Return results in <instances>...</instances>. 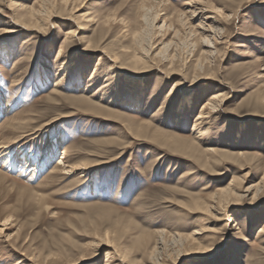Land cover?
<instances>
[{"label": "rangeland", "instance_id": "374dc122", "mask_svg": "<svg viewBox=\"0 0 264 264\" xmlns=\"http://www.w3.org/2000/svg\"><path fill=\"white\" fill-rule=\"evenodd\" d=\"M40 1L0 0V264H264V0Z\"/></svg>", "mask_w": 264, "mask_h": 264}, {"label": "bare ground", "instance_id": "6f19581e", "mask_svg": "<svg viewBox=\"0 0 264 264\" xmlns=\"http://www.w3.org/2000/svg\"><path fill=\"white\" fill-rule=\"evenodd\" d=\"M40 1V0H39ZM42 2H45V1H48V0H41ZM40 1V2H41ZM64 3V2H63ZM154 3V2H153ZM157 4H158V6H162V4H163V0H158L157 1ZM40 5H42L41 3H40ZM154 6V5H153ZM47 8V10L48 11H51L52 9L51 8H48V7H46ZM153 8V7H152ZM143 9L145 10V6L143 5ZM157 9V8H156ZM196 9V8H195ZM159 10V9H158ZM150 10H148V8L146 9V12H144L143 14H142V17H143V19L142 20H144L145 22H148V12H149ZM157 11V10H156ZM202 11V10H201ZM151 12V11H150ZM193 12H195V10L193 11ZM197 12H199V10L197 11L196 10V13ZM192 13V12H191ZM178 14V13H177ZM194 14V13H193ZM40 16V15H42V14H38V10H34L33 11V9L32 10H30L29 11V13H28V16H29V19H28V23L29 24H33V18H34V16L35 17H37V16ZM152 15V14H151ZM182 15V17H183V13L181 14ZM150 16V15H149ZM178 15H176V17H177ZM192 16V15H191ZM159 17V14H158V12L157 13H155V14H153V16H151V20H150V23L152 24V23H154L155 21H156V19ZM175 17V16H174ZM175 17V18H176ZM189 17V16H188ZM150 18V17H149ZM160 18V17H159ZM208 18H210V17H208ZM180 19H182V18H180ZM25 20H27L26 18H25ZM177 20H179L178 18H177ZM165 21V20H164ZM163 21V23H162V27H163V24L165 25L166 23ZM181 21V20H180ZM184 22V21H183ZM183 22H181V23H183ZM25 23H27V21H25ZM168 25V24H167ZM183 25V24H182ZM201 25H203V27H199L200 29H201V32L202 33H197V31L195 30V33H197V34H199L200 35V39H199V44H200V46L202 47L201 48V53H203L204 55L205 54H207V55H210L212 52H213V49H211V48H214L215 49V47L213 46V36L214 35H217V33L219 32L216 28H214V27H211V26H204V24H203V22H202V24ZM184 26V25H183ZM27 27V26H26ZM162 27H160V28H162ZM30 28V27H29ZM145 28H147V27H145ZM26 29V28H25ZM142 29V28H141ZM190 29V28H189ZM146 30V29H145ZM144 30V31H145ZM179 30V29H178ZM178 30H176V32L178 31ZM143 30H140V31H138L135 35H134V40L138 43V45L139 46H141L142 45V41H145V38H144V32ZM206 31V33L207 32H210V33H212L211 34V37H209L208 35H206L204 32ZM8 32H16V31H14V30H9ZM208 34V33H207ZM165 47V46H164ZM163 47V49L162 50H164L165 48ZM141 52H140V54H139V56L138 57H135L134 58V65H136L137 63H140L139 61H145V58H146V54L148 55V51H149V49H146L145 50V48H144V45H142L141 46ZM4 52H5V54H8V51L6 50V48L4 49ZM62 52V46H60L59 47V50H58V54H60ZM58 54H57V56H58ZM201 55V54H200ZM60 56V55H59ZM158 56V55H157ZM206 56V55H205ZM202 58V57H201ZM64 61H62L61 60V63H59V70H61V69H63L64 67H65V65H66V59H63ZM114 61V60H113ZM59 78V77H58ZM55 85H57V83H55ZM222 90V89H221ZM104 93V92H103ZM224 99V96H223V92L222 91H219L218 90V92H216V94L215 95H213L212 97H210V100H209V103H207L206 105H205V108H209L210 110H212V109H214L217 105H218V103H220L222 100ZM100 100H102L103 102H105V103H110V102H112V100L111 99H106V98H104L103 96L101 97V99ZM208 102V101H207ZM205 108H203V109H205ZM202 109V108H201ZM200 109V110H201ZM201 113V114H200ZM199 113V115H198V117L197 118H203V117H205L202 113H203V111L201 110V112ZM208 113V112H207ZM206 118V117H205ZM45 126H48V123H46L45 124ZM42 131V130H41ZM40 132V131H39ZM22 137V136H21ZM17 140L14 142V143H16V142H18L19 141V139H18V137L16 138ZM21 139V138H20ZM182 139H180V140H178V139H176L174 142H175V144L177 145V147H179V148H183V141H181ZM9 145V144H8ZM7 147V145H6V143H0V148H6ZM7 150V149H6ZM212 151V150H211ZM5 154V153H4ZM62 164H64L63 163V161H59L58 163H57V165L56 166H59V165H62ZM71 166V165H70ZM60 167V166H59ZM58 167V168H59ZM66 167H67V165H66ZM75 167V166H74ZM80 167V166H79ZM54 168H56V167H54ZM53 168V169H54ZM68 168V167H67ZM73 168V167H72ZM78 167H75V169H77ZM52 169V170H53ZM61 169H65V168H59V170H61ZM74 169V168H73ZM68 170V169H67ZM69 171H71V170H69ZM264 171V170H263ZM264 183V174H263V177H262V179L259 181V182H257V183H255L254 185H251V186H249V187H247L244 191L245 192H247V193H250L251 191H253L254 190V193H256L260 188L259 187H261V184H263ZM231 185H232V183H230ZM264 186V185H263ZM240 191V190H239ZM252 193V192H251ZM220 195H219V197H218V201L219 202H231L230 200H229V198H231V199H234V197H235V200L238 202V201H240V199L243 197L241 194H239V193H237V191H236V189L234 188V187H226V188H223V189H221L220 190V193H219ZM216 197V196H215ZM215 197L214 196H212L211 198H213V200L215 199ZM253 198V197H252ZM213 202V201H212ZM218 203V202H217ZM231 203H233V202H231ZM196 205L197 206H200V208L201 209H203V205L202 204H199V203H197L196 202ZM210 206V208L211 209H213L214 208V206H212V205H209ZM206 207V205L204 206V208ZM160 233L159 234H162V231H159ZM259 232L263 235L264 234V221H263V223H262V227L259 229ZM236 233H239L238 231L236 232ZM146 234V233H145ZM198 234H200L199 233V231H197V230H195V231H193V233L191 234V235H189L188 237H189V239H188V237L186 238V236H184V237H182V236H178V238H177V246H178V248L177 249H180V248H182L183 246H184V242L185 241H196V243H197V238L195 237V236H193V235H198ZM105 235L107 236V234L105 233ZM264 237V236H263ZM175 238V237H174ZM172 239H173V237H172ZM160 240V239H159ZM110 241V240H109ZM162 241V240H161ZM163 242V241H162ZM156 243V242H155ZM174 243H175V241H174ZM195 243V242H194ZM195 243V244H196ZM198 245H200L201 244V242L199 243H197ZM155 245V244H154ZM153 245V246H154ZM174 245V244H173ZM176 245V244H175ZM188 246V245H187ZM208 246V245H207ZM198 249L196 250V251H204L205 250V248H206V246H203V248L204 249H200V247H197ZM162 249V248H161ZM196 249V248H195ZM151 251V250H150ZM155 252H156V248H152V251H151V256H153L154 254H155ZM155 256V255H154ZM106 264H110L109 262H107Z\"/></svg>", "mask_w": 264, "mask_h": 264}]
</instances>
